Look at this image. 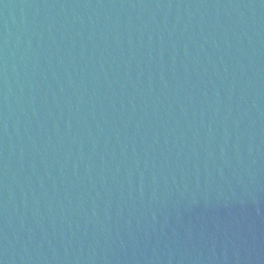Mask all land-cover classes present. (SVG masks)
Returning a JSON list of instances; mask_svg holds the SVG:
<instances>
[{"label": "water", "instance_id": "1", "mask_svg": "<svg viewBox=\"0 0 264 264\" xmlns=\"http://www.w3.org/2000/svg\"><path fill=\"white\" fill-rule=\"evenodd\" d=\"M0 264H264V0H0Z\"/></svg>", "mask_w": 264, "mask_h": 264}]
</instances>
